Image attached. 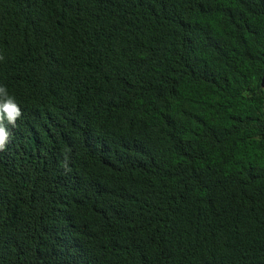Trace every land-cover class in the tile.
<instances>
[{"label": "trees", "instance_id": "16d2710c", "mask_svg": "<svg viewBox=\"0 0 264 264\" xmlns=\"http://www.w3.org/2000/svg\"><path fill=\"white\" fill-rule=\"evenodd\" d=\"M263 77L264 0H0V264H264Z\"/></svg>", "mask_w": 264, "mask_h": 264}, {"label": "clouds", "instance_id": "9594fccd", "mask_svg": "<svg viewBox=\"0 0 264 264\" xmlns=\"http://www.w3.org/2000/svg\"><path fill=\"white\" fill-rule=\"evenodd\" d=\"M21 116V109L15 99L8 95L5 87L0 86V151L6 150L12 135L7 125L16 127L17 120Z\"/></svg>", "mask_w": 264, "mask_h": 264}, {"label": "water", "instance_id": "95a60500", "mask_svg": "<svg viewBox=\"0 0 264 264\" xmlns=\"http://www.w3.org/2000/svg\"><path fill=\"white\" fill-rule=\"evenodd\" d=\"M262 88L264 89V77H263V81H262Z\"/></svg>", "mask_w": 264, "mask_h": 264}]
</instances>
